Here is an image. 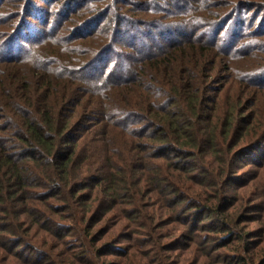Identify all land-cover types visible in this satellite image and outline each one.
<instances>
[{
	"label": "trees",
	"instance_id": "trees-1",
	"mask_svg": "<svg viewBox=\"0 0 264 264\" xmlns=\"http://www.w3.org/2000/svg\"><path fill=\"white\" fill-rule=\"evenodd\" d=\"M21 1L0 43V264H264V0ZM173 3L193 25L136 53L155 21L137 14ZM116 40L138 55L123 77L121 49L102 62Z\"/></svg>",
	"mask_w": 264,
	"mask_h": 264
},
{
	"label": "rangeland",
	"instance_id": "rangeland-1",
	"mask_svg": "<svg viewBox=\"0 0 264 264\" xmlns=\"http://www.w3.org/2000/svg\"><path fill=\"white\" fill-rule=\"evenodd\" d=\"M110 3H111L110 0H106L105 2L100 3L99 5L100 6L103 5V4L110 5ZM227 3H231V1L227 0ZM22 4H23V2L20 0L19 2H14V8H11V9H8V10H4L3 12L0 11V43L5 40L7 31H11V29L9 27V24H11L14 19H17L16 21H18L21 18L22 14L20 16L19 12L20 13L22 12L21 11L22 10ZM116 7H119V6L116 5ZM69 9L70 10L67 12V14H68L67 17L68 18L64 22H62L61 24L58 23L56 25V29L53 31V32H55L54 35H55V37L57 39H61V37H63V35H66L67 33H69V28H71L76 23L80 22L81 19H88L89 16H91V14H90L91 13V8H85L84 7L81 11H77L76 10L74 14L71 13L73 8H69ZM112 11L110 12L111 16H112V14H114V12H112ZM166 11H168L167 12L168 14H165ZM211 11H212L211 13H213L215 11L214 8ZM59 13H60V11H58V12H57V10L54 11L52 13V15H51V19L50 20L53 21V19H60ZM256 13H257L256 11L255 12H249V19H252L256 15ZM132 14H134V13H132ZM135 14H137V13H135ZM6 15L7 16L12 15V16L6 17ZM194 15H197V14H193L191 9H186L185 7L178 8V5L176 3H173L170 6H167L166 8L162 9L158 14H151L150 12L138 13L137 14V18L141 19L142 21L150 22V21H152L154 19H155V21H154L153 28L151 30H148L150 32V34H151L150 36L146 37V35L144 33L140 32L141 34H144V37H143L144 40H143V42L139 43V45L137 46L136 53L138 52V49L141 48L143 50L142 51V55L145 56V55L150 54V53L147 52L148 51L147 46H150L152 44L154 46L153 51L158 50L159 48H161V45L159 43L160 42L161 43H164V42L166 43L165 40L167 39V35L172 36L173 34L171 32H173V31H176L175 33H178L177 32V31H179L178 29L183 28L182 24L185 27L187 25H193L191 19L194 17ZM129 16L133 17V15H129ZM159 17H164V18L161 19ZM48 19H49V17H47L46 22L48 21ZM16 21L14 23H16ZM251 23H255V22H251ZM103 24H105V22ZM246 24H248V23H246ZM123 25L126 28L127 24L124 23ZM160 25H162V26L159 27ZM164 25H165V27H164ZM254 27L256 28L255 24H254ZM42 28H45V26H43L41 24V27H40L39 24L37 23V29H41L42 30ZM255 28H252V29H255ZM105 29H106V26H103V27L101 26L100 29H98V30L102 31V30H105ZM27 33L32 34L31 31L30 32L28 31ZM169 33H171V34H169ZM107 35H108V38L111 37L110 33H108V34L107 33H105V34L102 33V35H100L101 37L98 39L96 37L97 36V33H96L93 36V38H90V40L79 41V42L76 43V47L78 48V51H77V49L75 50V55H73V56L69 55L68 54L69 51H66L65 54L68 55V57H70V58L75 56L76 65H79L80 62H82V61L83 62H88L89 61L88 55L93 50L101 51V49H105L106 48L104 46L107 45V42H109V40H107ZM24 37H25V35L23 34V35L19 36L17 39L12 40V44L13 45H16V47L22 48L21 50H15V51H19V52L15 53V55H17V56H21L22 53L26 54L27 49L24 51V48H25L24 44L26 43L25 40H24ZM146 40H149V41L145 42ZM66 41L67 40L65 39L63 42L65 43ZM115 42H117V40ZM156 44H158V46H156ZM70 45L72 47H74V45H72L71 43L68 44V42L66 44V47H68ZM126 45H127V43H126ZM110 46L111 45H109V47ZM125 47H126V50H125ZM116 48L121 49V50H118V51H120L119 55H120V58H122V59L120 61H119V59L117 60V66L119 65V67L116 66L117 67V71H114L115 72L114 77H116V74H118L119 77H123L124 74H125L124 68L128 65V62L132 61L133 58L138 57V55L137 54L134 55L132 59L124 57V55H126L128 53L127 51H131V50L128 48V45L125 46L124 43L119 42L112 49L110 48V49H107V50L104 51V54H103V57H102V62L107 63L109 68L112 67L113 63L111 61L117 55L118 51H117ZM52 51H54V50H47L46 52L51 53ZM122 52H126V53L125 54H121ZM109 61H110V63H109ZM72 63L75 64L74 62H72ZM218 80H220V79H218ZM226 80L228 81L229 77ZM220 81H222V80H220ZM235 89H234V92L237 93V91ZM209 96H212V95L209 94ZM249 172H250V168H248L247 166L244 167L242 169V171H241L242 175L245 174V173H249ZM251 177H254V176H251ZM257 182H255V185H258ZM120 226L121 225H119L116 228V230H115L116 233H117V231H121ZM175 226H178V224H172L171 228L175 227ZM259 227H260L259 224L251 225L252 229H257ZM221 254L225 255V256H230V258H232V256H233V254H231L227 250L222 251ZM172 255H173L172 257H176L177 255L178 256L179 255H184L188 260H191L193 258V255H190V253L186 252L185 250H178L176 253H174ZM173 260L174 259H171L170 261H173ZM145 261L146 260H144V262Z\"/></svg>",
	"mask_w": 264,
	"mask_h": 264
}]
</instances>
